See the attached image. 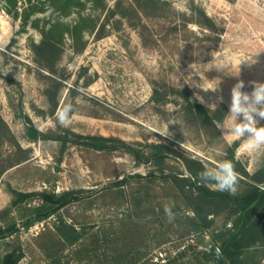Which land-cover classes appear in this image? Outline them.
<instances>
[{
    "label": "rangeland",
    "instance_id": "rangeland-1",
    "mask_svg": "<svg viewBox=\"0 0 264 264\" xmlns=\"http://www.w3.org/2000/svg\"><path fill=\"white\" fill-rule=\"evenodd\" d=\"M104 1L106 8L87 3L82 14L96 26L85 32L79 52L65 34L52 72L38 62L42 30L59 20L75 24L78 13L60 15L42 0H0V230H6L0 264L14 250L22 253L18 264H216L204 253L206 244L220 245L235 216L225 211L208 216L210 227L195 225L176 183L148 179L161 173L148 157L152 145L163 144L164 173L187 175L185 159L215 165L230 160L237 145L234 159L249 175L264 165V149L247 152L240 140L223 134L231 122L232 86L242 79L251 92L250 82H264V0ZM33 4L38 6L25 22ZM111 9L116 13L109 16ZM201 10L217 32L200 25ZM220 49L234 58L256 56L257 63H243L239 71L234 60L230 75L206 70ZM190 64L201 65L206 87L220 81L218 91L188 84L189 75L203 82ZM182 92L202 104L214 124L188 113ZM68 105L71 124L62 126L57 113ZM27 117L43 133L69 134L70 141L30 139ZM75 134L104 136L119 148L96 150L74 142L80 140ZM126 144L145 155L141 162ZM239 176L237 193H243L250 179ZM68 191L86 197L25 225L41 212L44 193ZM77 232L81 237L72 243ZM246 257V264H264V246Z\"/></svg>",
    "mask_w": 264,
    "mask_h": 264
},
{
    "label": "trees",
    "instance_id": "trees-1",
    "mask_svg": "<svg viewBox=\"0 0 264 264\" xmlns=\"http://www.w3.org/2000/svg\"><path fill=\"white\" fill-rule=\"evenodd\" d=\"M12 4H16V0H10ZM43 4L49 5L54 11L58 12L60 15L69 17L73 13H78V19L75 24L69 25V23H64L62 21H57L50 25L47 29L44 27L42 30L43 39L39 46L36 47L40 59L38 62L48 68V70L53 72V67L55 66V61L52 62V57L55 55L57 57L61 52V45L65 44L64 37L68 33L69 36L74 40V50L79 52L83 49V38L87 30H91L96 24L91 23L94 20L89 16H84L82 11L86 8L87 3H92L95 8H106V3L104 0H42ZM234 2L235 0H229ZM147 0H144L146 4ZM141 9L144 11V7L139 3ZM38 5L33 4L29 8L25 9V22L28 21L30 13L35 12ZM29 9L30 11L28 12ZM116 13L115 9H111L109 16ZM200 16L202 19L199 21L200 25L206 27L210 30L217 32V27H215L214 21L204 13L200 11ZM36 27H39V20L36 21ZM103 32V30H102ZM213 40L218 43L219 38L213 37ZM46 56V57H45ZM47 58V59H46ZM50 62V63H49ZM159 93L156 90L154 92L153 99L159 102ZM182 96L185 102V110L191 115L196 114L200 119H206L208 123L214 124V119L211 118L207 110L202 104L196 101H192L191 96L188 93L182 92ZM0 121L3 120L0 118ZM29 125V137L32 140L42 139H57L64 143L70 141L69 134L64 136H54L43 133L40 131L32 122L30 117L26 118ZM76 138H80L78 141H74L78 144H83L90 148L101 150V151H111L116 150L119 147L114 145L113 139L104 136H81L76 135ZM237 146V145H235ZM235 146L232 147L231 158L235 165L236 171L239 174H244L249 177V187L243 193H237L232 195L228 192L217 191L210 185L213 184H202L199 181V173L202 171V164L200 160L195 159H185V173L179 174H166L164 173V165L166 164V146L163 144L152 145L153 151L148 157L151 161L155 162L159 166L161 173L159 175L155 172H151L148 175V179L163 178L171 180L178 185V191L182 195V199L187 206V208L194 213L192 221L197 226H202L203 228L210 227L212 225V220L208 219L209 215H218L225 211L230 212L234 217V227L229 230L222 239L221 244L218 242H212L223 254L225 264H246L247 253L253 247L258 244L264 246V165L258 169L253 175H249L245 169L240 168V163L234 159L233 152ZM129 152L134 154L139 162H141V154L143 157L145 155L135 147L125 145ZM141 153V154H140ZM159 176V177H158ZM138 178H142V175H137ZM126 181V180H125ZM121 182H124L122 180ZM86 196L80 191H68L61 194L52 192L44 193L43 198L45 200V205L40 208L41 212L35 217L30 218L26 221V226L33 225L36 221L43 220L62 208L83 200ZM17 227L13 226L8 231L16 230ZM6 232V230H0V237ZM65 235V233H64ZM81 237L79 232L75 235H70V241L73 243ZM215 239V238H214ZM217 240V239H215ZM209 244H206L207 250L204 252L208 257H212L213 260L218 263L214 256L211 254ZM22 257V253H18L16 250L9 252L5 255L2 264H18ZM166 264H177L176 261H168Z\"/></svg>",
    "mask_w": 264,
    "mask_h": 264
},
{
    "label": "clouds",
    "instance_id": "clouds-1",
    "mask_svg": "<svg viewBox=\"0 0 264 264\" xmlns=\"http://www.w3.org/2000/svg\"><path fill=\"white\" fill-rule=\"evenodd\" d=\"M185 11L187 9L185 8ZM213 59L207 64L206 70L215 69L218 72H223L225 75L228 74V69L234 60H238V68L241 64L247 63L249 67L257 63L255 57H240L234 58L231 54L220 51L211 53ZM189 68L194 71L196 75L200 76V84H196L192 80L191 75L190 82L188 84L199 87L204 91L212 90L218 91L219 83L215 88H208L205 86V81L208 80L203 75L201 65L190 64ZM240 71V68H239ZM239 75V74H238ZM235 75V76H238ZM252 91H245V82L242 79L232 86L230 91V104L228 116L230 117V125L223 129V134L233 137L241 141V147L247 152H258L264 149V125L260 123L264 120V82L252 81ZM223 102V97L218 98ZM201 103L203 100L201 98ZM215 105V104H213ZM216 106V105H215ZM72 107L70 105L60 109L57 113V121L62 126H70L71 124V113ZM183 145H181L182 147ZM202 171L199 173V181L202 184H213L217 191L228 192L235 195L238 191L240 176L236 171L235 165L230 160H221L215 165H210L206 161L201 160ZM165 214L172 218V209L168 206L164 209Z\"/></svg>",
    "mask_w": 264,
    "mask_h": 264
},
{
    "label": "water",
    "instance_id": "water-1",
    "mask_svg": "<svg viewBox=\"0 0 264 264\" xmlns=\"http://www.w3.org/2000/svg\"><path fill=\"white\" fill-rule=\"evenodd\" d=\"M211 254L214 256V259L220 263V264H225V260H224V257H223V254L222 252L220 251L219 248H217L214 244H209L208 246Z\"/></svg>",
    "mask_w": 264,
    "mask_h": 264
}]
</instances>
